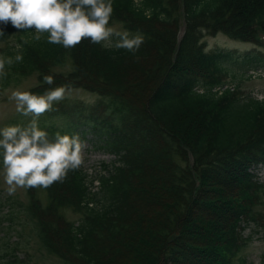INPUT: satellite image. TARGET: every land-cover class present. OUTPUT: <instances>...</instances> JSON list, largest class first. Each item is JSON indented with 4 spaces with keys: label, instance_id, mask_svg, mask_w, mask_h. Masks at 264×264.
Instances as JSON below:
<instances>
[{
    "label": "trees",
    "instance_id": "16d2710c",
    "mask_svg": "<svg viewBox=\"0 0 264 264\" xmlns=\"http://www.w3.org/2000/svg\"><path fill=\"white\" fill-rule=\"evenodd\" d=\"M112 4L109 26L120 23L145 36L135 54L89 40L65 49L48 43L47 33L36 40L34 29L0 23V58L13 59L6 64L13 73L38 77L25 91L41 95L71 85L96 94L89 104H54L53 114L66 117L76 134L91 133L117 157L100 178V205L82 167L41 187L45 203L38 188L28 189L40 240L68 264H237L248 243L239 228L261 221L255 208L264 187L258 180L264 100L240 97L236 84L235 90L222 88L236 77L231 54L208 51L203 38L223 33L264 46V0ZM11 36L20 48L2 49ZM18 54L22 61H15ZM46 75L53 76L52 85L43 82ZM197 82L203 94L193 91ZM67 209L82 218L68 219Z\"/></svg>",
    "mask_w": 264,
    "mask_h": 264
},
{
    "label": "clouds",
    "instance_id": "9594fccd",
    "mask_svg": "<svg viewBox=\"0 0 264 264\" xmlns=\"http://www.w3.org/2000/svg\"><path fill=\"white\" fill-rule=\"evenodd\" d=\"M113 11L112 0H0V23L10 22L17 30L34 29L36 40L47 33L48 43L65 49L89 40L105 49H126L135 54L145 42V36L109 26ZM145 15L151 18V10ZM160 19L165 17L161 15ZM16 47L19 49L20 45ZM22 59V55L15 56L17 62ZM12 63V58H0V74L4 73L6 64ZM43 82L52 85L54 78L46 75ZM72 91L71 85H61L47 89L43 95L20 90L11 93L9 100L15 102L16 111L25 117L31 116V120L26 126L0 129V158L9 194H14L17 188H48L83 165L85 146L78 134L69 136L58 132L50 138L38 125L39 117ZM193 91L203 94L205 88L197 82Z\"/></svg>",
    "mask_w": 264,
    "mask_h": 264
},
{
    "label": "rangeland",
    "instance_id": "374dc122",
    "mask_svg": "<svg viewBox=\"0 0 264 264\" xmlns=\"http://www.w3.org/2000/svg\"><path fill=\"white\" fill-rule=\"evenodd\" d=\"M110 26L125 31L120 23H114ZM203 41H205L208 51L221 50L231 54L228 65L236 77L235 79L228 78V80L239 85L240 92L238 95L240 97L249 94L257 99L264 98V76H253L251 73L256 66L264 68V47L245 41L233 40L222 33L205 35ZM17 45L18 42L15 36H11L9 41L1 43L4 50L8 48L17 49ZM64 66L65 71L71 68L70 63ZM5 73L9 75L6 80ZM1 77H4L7 85H0V129L14 125L26 126L30 122L31 116L25 117L18 113L15 102L10 101L9 97L15 90L25 91L37 85V75L21 76L13 73L5 65L4 73L0 74ZM96 100H98L96 94L78 88L73 89L72 93L67 95L64 100L54 104L64 101H81L89 104ZM67 123L68 119L66 117L53 114V110L38 119L39 127L48 132L49 135L61 131L67 132L69 136L77 135L76 131L69 130ZM78 135L85 146L83 149L84 163L81 167L88 175L89 181H91V190L96 193L94 204L100 205L103 202V187L100 178L107 174L105 164L111 166L117 157L105 147H101L100 140H96L91 133H80ZM7 188L8 186L4 180L2 158H0V264H68L60 257L51 254L42 244L36 221L29 210L28 189L17 188L14 194H9ZM46 193V190L37 189V197L43 203L47 199ZM261 194L260 203L255 208L261 216L260 224L253 222L246 226V234H252L253 238L248 240L246 247L240 253L237 264H264V187ZM66 216L68 219L78 222L82 218V213L67 209ZM255 231H258V237L257 235L255 237Z\"/></svg>",
    "mask_w": 264,
    "mask_h": 264
},
{
    "label": "bare ground",
    "instance_id": "6f19581e",
    "mask_svg": "<svg viewBox=\"0 0 264 264\" xmlns=\"http://www.w3.org/2000/svg\"><path fill=\"white\" fill-rule=\"evenodd\" d=\"M239 230L241 231L242 236L246 235V229L245 228H243V229L239 228ZM255 233H257V232H255Z\"/></svg>",
    "mask_w": 264,
    "mask_h": 264
}]
</instances>
